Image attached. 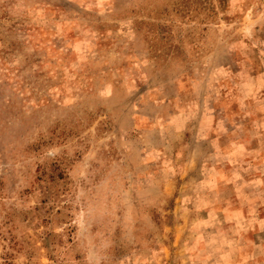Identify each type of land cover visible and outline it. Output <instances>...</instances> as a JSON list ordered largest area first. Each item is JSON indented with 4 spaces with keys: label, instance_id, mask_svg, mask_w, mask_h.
Masks as SVG:
<instances>
[{
    "label": "rangeland",
    "instance_id": "1",
    "mask_svg": "<svg viewBox=\"0 0 264 264\" xmlns=\"http://www.w3.org/2000/svg\"><path fill=\"white\" fill-rule=\"evenodd\" d=\"M0 264H264V0H0Z\"/></svg>",
    "mask_w": 264,
    "mask_h": 264
}]
</instances>
